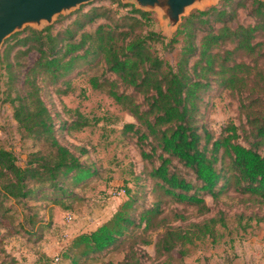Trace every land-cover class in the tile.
<instances>
[{
	"label": "trees",
	"instance_id": "16d2710c",
	"mask_svg": "<svg viewBox=\"0 0 264 264\" xmlns=\"http://www.w3.org/2000/svg\"><path fill=\"white\" fill-rule=\"evenodd\" d=\"M115 2L128 10L103 5L84 9L83 5L63 27H27L3 49L0 105L10 104L21 140H30L36 148L27 152L21 165L11 149L0 145V214L13 220L9 203L20 204L24 211L30 209L27 200L32 198L67 208L64 201L76 195L73 189L96 173L59 140L42 87L67 94L75 75L101 64L102 76H90L88 81L134 119L123 124L121 134L135 137L143 160L135 180L143 184L140 192L126 188V198L110 218L77 234L62 251V259L82 264L134 239L140 245L153 243L155 258L150 264H181L188 246L206 239L217 241V226L227 227L226 215L218 209L201 221L170 226L166 222H185L188 216L178 209L167 214V205L206 215L212 210L207 197L217 204L230 193L264 205V0H250L248 14L253 23L248 24H232L237 10L247 7L242 0H222L195 10L170 40L153 29L149 12ZM153 43L168 50L180 43L176 61L161 57ZM31 53L37 56L27 65ZM214 86L236 95L245 120L240 131L230 122L213 136L200 122L204 97ZM73 115L60 126L70 131L88 125L81 113ZM241 134L249 139L248 145L239 141ZM145 183L148 187H143ZM147 196L149 204L144 202ZM242 218L238 216L239 224ZM247 219L263 218L251 214ZM35 223L34 213H22L19 225H27L25 230L33 229ZM152 233H156L154 240ZM4 252L0 264H40L22 262ZM144 256L130 245L118 264H147Z\"/></svg>",
	"mask_w": 264,
	"mask_h": 264
},
{
	"label": "rangeland",
	"instance_id": "374dc122",
	"mask_svg": "<svg viewBox=\"0 0 264 264\" xmlns=\"http://www.w3.org/2000/svg\"><path fill=\"white\" fill-rule=\"evenodd\" d=\"M119 1L121 4L132 5L139 9L132 2ZM242 1L246 2L247 7H240L237 10L235 20L232 21L233 25L253 23L252 17L248 14L250 0ZM221 2L222 0H214L202 6L190 7L181 17L177 27L172 29L167 27V21L160 10L145 11L142 9V11L150 13L153 29L160 32L166 40H170L184 18L192 12L205 10ZM83 5L84 9L103 5L119 9L120 12H125L129 8L118 6L115 0H92ZM80 7L56 15L51 23L55 30L68 23L69 15ZM44 25L46 23L41 26ZM95 25L96 23L88 26L87 29H92ZM27 27L38 29L35 25H26L22 30L15 31L6 37L0 47V57L3 49L13 44V35L24 31ZM153 47L161 57L174 63L180 43H176L173 50L165 49L161 43H153ZM36 56V53H31L26 61L27 65H30ZM103 73L104 68L101 64L82 69L73 77L67 94L55 93L52 86L42 87V96L54 116L59 140L70 147L83 164L96 170V173L73 189L76 195L64 201L69 206L67 208L50 200H37V198L27 200V206L30 209L24 211L34 213L36 216L33 229L25 230L24 228H28L27 225L25 227L19 225L24 211L20 204L9 203L13 209L11 211L14 215L13 220L2 217L0 214V260L6 256L4 252L6 250L22 262L68 264L67 260L62 259L61 254L69 242L80 232H85L96 223L110 218L118 205L126 198V188L140 192L139 185L143 184V180H135V177L143 170V160L135 145V137L131 134L126 136L121 134L123 124L133 122L134 119L120 110L119 106L104 91L93 89L88 81L90 76H102ZM105 76L113 78L109 73H105ZM19 80L21 86L22 76ZM0 86H2V81H0ZM204 100L203 117L200 122L213 136L220 135L222 128L230 122L236 124L240 131V126L245 120L238 110L235 94L214 86ZM75 111L88 118L89 123L79 130L67 131L60 125L63 121L69 122L74 118ZM239 141L248 145L249 139L245 137V134H241ZM0 145L11 149L21 165L25 161L27 152L36 148L30 140H21L9 103L0 105ZM79 148L85 152L81 154ZM143 187H148V184L145 183ZM144 202L149 204L151 197L147 196ZM207 203L212 210L206 215H199L193 208H183L181 205L170 204L166 207L167 214L170 210L178 209L188 216L185 222L179 220L166 222L170 226L201 221L215 214L218 209H222L226 215L227 227L217 226V241L206 239L196 241L193 246H188V254L183 257L181 264H264V205L259 206L246 197L234 193L222 197L217 204L207 197ZM251 214L263 219L249 221L247 218ZM240 215L243 218L239 224L238 216ZM68 216L72 217L70 221H68ZM247 222L250 225L243 229L242 226ZM151 237L154 240L156 233H152ZM130 245L146 255L143 260H146L147 264L155 258L153 243L140 245L133 239L121 242L116 248L95 255L82 264H118L125 258ZM55 258L58 259L55 260Z\"/></svg>",
	"mask_w": 264,
	"mask_h": 264
},
{
	"label": "water",
	"instance_id": "95a60500",
	"mask_svg": "<svg viewBox=\"0 0 264 264\" xmlns=\"http://www.w3.org/2000/svg\"><path fill=\"white\" fill-rule=\"evenodd\" d=\"M92 0H0V47L4 39L35 25L38 30L52 25L53 18L63 12L80 7ZM132 2L140 10H160L169 29L176 28L181 17L192 6H202L214 0H122ZM205 1V2H204ZM204 2V3H202ZM44 25L43 27L41 25Z\"/></svg>",
	"mask_w": 264,
	"mask_h": 264
},
{
	"label": "crops",
	"instance_id": "0c3cea01",
	"mask_svg": "<svg viewBox=\"0 0 264 264\" xmlns=\"http://www.w3.org/2000/svg\"><path fill=\"white\" fill-rule=\"evenodd\" d=\"M108 218H109V217H108ZM108 218H106V219H104V220H102V221L96 223L92 228L87 229V231H90V230L95 229L98 225H100L102 222H104V221L107 220ZM82 231H84V230H82ZM85 231H86V230H85Z\"/></svg>",
	"mask_w": 264,
	"mask_h": 264
},
{
	"label": "built area",
	"instance_id": "2783aa9c",
	"mask_svg": "<svg viewBox=\"0 0 264 264\" xmlns=\"http://www.w3.org/2000/svg\"><path fill=\"white\" fill-rule=\"evenodd\" d=\"M72 219L71 216H68V221H70ZM55 260H57V258H55Z\"/></svg>",
	"mask_w": 264,
	"mask_h": 264
},
{
	"label": "bare ground",
	"instance_id": "6f19581e",
	"mask_svg": "<svg viewBox=\"0 0 264 264\" xmlns=\"http://www.w3.org/2000/svg\"><path fill=\"white\" fill-rule=\"evenodd\" d=\"M205 2V1H204ZM204 2H202V3H204Z\"/></svg>",
	"mask_w": 264,
	"mask_h": 264
}]
</instances>
